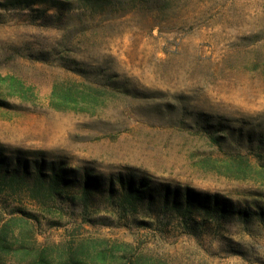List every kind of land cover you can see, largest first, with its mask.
Returning a JSON list of instances; mask_svg holds the SVG:
<instances>
[{
    "label": "rangeland",
    "instance_id": "1",
    "mask_svg": "<svg viewBox=\"0 0 264 264\" xmlns=\"http://www.w3.org/2000/svg\"><path fill=\"white\" fill-rule=\"evenodd\" d=\"M0 75L30 90L21 98L2 86L3 151L54 160L98 187L86 207L47 208L26 192L5 203L31 214L39 241L78 230L169 264H264V0H111L94 10L0 0ZM128 174L216 194L231 210L203 213L193 234L155 205L113 209L102 183Z\"/></svg>",
    "mask_w": 264,
    "mask_h": 264
},
{
    "label": "trees",
    "instance_id": "2",
    "mask_svg": "<svg viewBox=\"0 0 264 264\" xmlns=\"http://www.w3.org/2000/svg\"><path fill=\"white\" fill-rule=\"evenodd\" d=\"M5 1L7 4H15L21 0ZM45 1L35 0L40 3ZM84 1L91 10L111 2ZM6 82L7 86H4ZM2 86L7 89V94L21 98L30 91L23 87L19 79L0 75V108L9 107ZM74 93L71 87L65 90L67 98H73ZM248 167L247 163L238 168ZM134 176L116 175L108 180L107 185L102 183L103 187L106 186L102 190L107 192L104 201L111 208L135 211L142 204L147 210L155 205L161 219L179 218L181 224L193 234L201 229L202 221L197 218H203V213L220 220L231 210V204L216 194H201L188 188H172L169 185L150 187L148 178ZM75 182L79 184L78 195H67L66 188ZM115 183L118 187L114 186ZM92 184L88 177L80 181L70 178L59 162L31 156L25 151H14L13 155L8 156L0 147V264H169L160 257L139 251L126 241L83 235L78 230L60 241L41 242L29 219L31 214L18 207L7 208L5 205L7 202H18L20 193L26 192L29 199L47 208L60 207L63 200L75 201L86 207L90 195L98 188ZM231 214L246 218L256 213L249 208H236Z\"/></svg>",
    "mask_w": 264,
    "mask_h": 264
}]
</instances>
